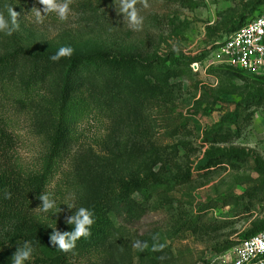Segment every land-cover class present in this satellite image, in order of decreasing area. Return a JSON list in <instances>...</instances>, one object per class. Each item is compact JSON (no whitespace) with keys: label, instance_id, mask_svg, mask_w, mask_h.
<instances>
[{"label":"rangeland","instance_id":"1","mask_svg":"<svg viewBox=\"0 0 264 264\" xmlns=\"http://www.w3.org/2000/svg\"><path fill=\"white\" fill-rule=\"evenodd\" d=\"M146 2L132 31L118 0H71L67 20L41 23L38 0H0L19 25L0 34V264L24 241V264H47L40 242L67 225L70 194L76 207L127 200L106 199L102 242L66 264H231L225 251L264 228V71L210 64L214 41L264 0ZM60 47L81 59L52 61Z\"/></svg>","mask_w":264,"mask_h":264},{"label":"clouds","instance_id":"2","mask_svg":"<svg viewBox=\"0 0 264 264\" xmlns=\"http://www.w3.org/2000/svg\"><path fill=\"white\" fill-rule=\"evenodd\" d=\"M71 0H38V3L42 5V8L35 7L34 20L37 23L43 22L44 18L49 13H55L60 21L67 20L70 14ZM143 6L147 7L146 0H142ZM119 7L115 5V10L118 14H122L123 18L126 17L128 27L132 31H141L143 27V16L139 15L136 8L137 0H118ZM43 13V14H42ZM18 13L13 10L11 6L7 8V15L0 12V34L10 36L13 31L19 27L17 22ZM73 49L71 47H60L55 54L49 58L52 61H58L61 57L71 56ZM39 205L42 214L54 215L57 213V199L54 192H42L39 193ZM71 203L66 204L68 209H75V211L67 216L65 223L72 226L71 231L60 232L53 228V231L49 237L50 245L61 252H70L74 250L76 241L81 237H88L90 235V229L94 223V215L91 209L80 206L76 207L75 196L70 194ZM135 247L142 248L139 241L134 245ZM163 245H159L162 248ZM153 250H158L154 247ZM33 253V248L28 241H24L22 246H18L14 254L12 255V264H24L25 261L30 260Z\"/></svg>","mask_w":264,"mask_h":264},{"label":"built area","instance_id":"3","mask_svg":"<svg viewBox=\"0 0 264 264\" xmlns=\"http://www.w3.org/2000/svg\"><path fill=\"white\" fill-rule=\"evenodd\" d=\"M210 64H223L240 69L244 74L264 71V12L246 19L216 40ZM200 61L190 64L199 71ZM231 264H264V229L239 239L225 251Z\"/></svg>","mask_w":264,"mask_h":264},{"label":"trees","instance_id":"4","mask_svg":"<svg viewBox=\"0 0 264 264\" xmlns=\"http://www.w3.org/2000/svg\"><path fill=\"white\" fill-rule=\"evenodd\" d=\"M218 39L219 38H217L216 40H218ZM213 46L214 45H212V47ZM64 58L66 59L65 61L68 64L67 69H70L71 67H73V65L76 64V61L81 59L76 55L66 56ZM106 61L111 62V63H115V64H122L123 63L120 56L109 58V60H106ZM194 61H200V60H197L194 57L189 58V60H188L189 68H190V64ZM217 66L229 67V68H232V69L238 71L241 74H244L240 69L235 68V67H231V66L223 65V64H218ZM244 75H248V74H244ZM252 75H254V74H251L248 76H252ZM68 90H69L68 82H66V80H65L63 87H62V96L63 97L65 96V94L67 93ZM40 178H42V176H40L39 179ZM36 183H38L37 180H36ZM3 188H4V183L0 181V191H2ZM106 199H112L116 205L120 204V203H124L127 200L126 195L117 194V195L111 196L109 198L103 197L94 206L90 207L89 209L92 210L93 215H94V223L91 226L90 235L86 238L81 237L80 239H78L76 241V245H75L74 250H72L69 255L67 254V252H61L60 250L55 249L54 246L50 245L49 237H50L51 232H45L44 233V239L40 242V248H39L40 260L47 263V264H66L69 259H71V258L76 259L79 257V255H81L83 252H85L89 248L95 247V246H97V244L101 243L103 240V237H104V231L110 223L109 213L104 208L105 205L107 204ZM261 229H264V228H261ZM261 229H259L258 231H260ZM71 230H72V226L68 225V224L65 225L64 228L58 229V231H60V232L71 231ZM258 231L247 233L246 236H243L242 238L247 237V236L252 235V234H255ZM239 239H241V238H239ZM235 243H233L232 245H234Z\"/></svg>","mask_w":264,"mask_h":264}]
</instances>
